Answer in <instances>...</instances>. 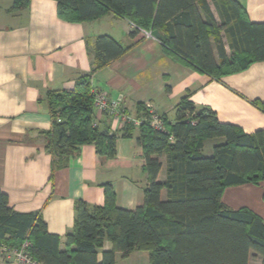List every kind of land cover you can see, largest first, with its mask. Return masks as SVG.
I'll list each match as a JSON object with an SVG mask.
<instances>
[{
	"label": "trees",
	"instance_id": "obj_1",
	"mask_svg": "<svg viewBox=\"0 0 264 264\" xmlns=\"http://www.w3.org/2000/svg\"><path fill=\"white\" fill-rule=\"evenodd\" d=\"M56 1L58 14L68 21L95 19L112 11L133 22L136 31L131 35L164 26L166 51H175L185 64L215 78L264 61V23L251 22L237 0H213L220 25L207 0ZM30 2L13 0L7 11L20 13ZM222 30L231 38L230 55ZM126 50L111 36L96 39L90 47V72L78 76L73 88L50 91L52 127L43 134L45 149L54 158L53 169L68 165L84 144L95 145L98 155L108 162L125 166L130 160L117 157L118 141L131 138L138 128L137 143L148 175L144 204L135 209L118 206L112 185L107 184L103 205L78 201L74 227L61 248V238L48 231L40 212L16 211L0 189V248L20 249L29 242L27 251L42 264H116L117 252L128 258L136 251H147L150 264H250L253 256L261 257L264 264V220L247 208L234 210L222 201L227 187L264 180V128L247 133L220 121L210 107L197 109L185 97L174 123L163 117L165 131L153 129L147 121L139 127L128 123L121 132L112 131L102 122L111 117L98 118L95 112V93L100 90L93 86L92 78ZM253 103L264 110L263 100ZM146 115L147 108L138 104L135 116ZM218 137L225 138V143L217 145L212 155H205L204 141ZM164 154L167 178L160 181ZM164 189L166 198L162 197ZM106 240L112 243L111 249L104 250Z\"/></svg>",
	"mask_w": 264,
	"mask_h": 264
},
{
	"label": "crops",
	"instance_id": "obj_2",
	"mask_svg": "<svg viewBox=\"0 0 264 264\" xmlns=\"http://www.w3.org/2000/svg\"><path fill=\"white\" fill-rule=\"evenodd\" d=\"M207 1L220 25L214 1ZM237 1L251 22L264 23V0ZM12 2L0 0V189L16 211L40 212L48 231L61 238V248L74 227L78 201L103 205L105 186L111 184L117 205L135 209L144 204L148 184L137 143L138 128L131 138L118 141L117 157L130 160L125 166L108 162L98 155L95 145L84 144L68 165L53 169L54 158L45 149L43 133L52 127L49 93L73 88L78 76L90 72V47L99 36H111L127 50L93 74V86L120 100L129 114L138 113V104L150 105L174 123L178 106L187 97L197 109L210 107L220 121L247 133L264 128V110L253 103L256 99L264 101V61L215 78L185 64L175 51H166L164 26L131 35L136 31L133 22L112 11L73 22L60 17L56 0H31L29 8L17 14L7 11ZM221 37L230 55V35L222 30ZM102 122L114 132L122 131L112 118L104 117ZM225 141L223 137L206 139L202 152L212 155ZM160 159L158 178L166 181L167 155ZM166 196L164 189L162 197ZM222 201L234 210L247 208L264 220V180L229 186ZM111 248L112 243L106 240L104 250ZM118 257L123 258L121 252L116 254V264ZM0 264L18 262L0 253ZM250 264H262L261 257L253 256Z\"/></svg>",
	"mask_w": 264,
	"mask_h": 264
},
{
	"label": "built area",
	"instance_id": "obj_3",
	"mask_svg": "<svg viewBox=\"0 0 264 264\" xmlns=\"http://www.w3.org/2000/svg\"><path fill=\"white\" fill-rule=\"evenodd\" d=\"M149 34V32H146ZM94 109L97 117L102 115H109L114 121L120 123L121 127H124L128 123H132L134 126L139 127L144 121H147L153 129L159 131L166 130V122L162 115H160L153 107L147 106V115L145 118L136 117L127 113L120 100L110 97L105 91H97L94 99ZM172 139V137L170 138ZM29 242H25L20 249H9L7 247H1L0 253L6 259H14L18 264H42L40 261L34 259L32 255L27 251Z\"/></svg>",
	"mask_w": 264,
	"mask_h": 264
},
{
	"label": "rangeland",
	"instance_id": "obj_4",
	"mask_svg": "<svg viewBox=\"0 0 264 264\" xmlns=\"http://www.w3.org/2000/svg\"><path fill=\"white\" fill-rule=\"evenodd\" d=\"M118 263L119 264H150L149 253L147 251H138V252H134V254L129 259L118 257Z\"/></svg>",
	"mask_w": 264,
	"mask_h": 264
}]
</instances>
